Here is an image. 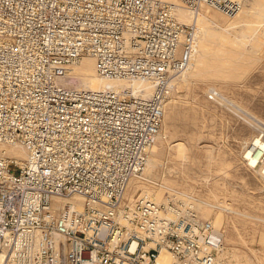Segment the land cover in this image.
I'll return each instance as SVG.
<instances>
[{
  "label": "built area",
  "instance_id": "built-area-1",
  "mask_svg": "<svg viewBox=\"0 0 264 264\" xmlns=\"http://www.w3.org/2000/svg\"><path fill=\"white\" fill-rule=\"evenodd\" d=\"M175 5L229 16L241 2L0 0V142L24 150L0 154V264H163L160 250L169 264H228L188 194L124 195L194 52L196 25ZM83 55L135 88L68 84Z\"/></svg>",
  "mask_w": 264,
  "mask_h": 264
},
{
  "label": "rangeland",
  "instance_id": "rangeland-1",
  "mask_svg": "<svg viewBox=\"0 0 264 264\" xmlns=\"http://www.w3.org/2000/svg\"><path fill=\"white\" fill-rule=\"evenodd\" d=\"M240 1L230 17L207 6L191 14L194 52L173 79L149 170L161 198L188 194L218 228V256L228 264H264V183L242 157L255 135L264 139V0ZM79 81L66 79L75 87Z\"/></svg>",
  "mask_w": 264,
  "mask_h": 264
},
{
  "label": "bare ground",
  "instance_id": "bare-ground-1",
  "mask_svg": "<svg viewBox=\"0 0 264 264\" xmlns=\"http://www.w3.org/2000/svg\"><path fill=\"white\" fill-rule=\"evenodd\" d=\"M168 1L176 2V0H168ZM175 6H176L175 12H176L177 18H178V14H179L178 11H179L180 12V20L185 21V22H188L189 20L195 22V18H193V16H192V18H193L192 19L191 14H196V16H197L198 12L197 13H194V12L190 13V11H186L187 9L184 10L179 5H175ZM241 7H240V9H241ZM240 9L236 13H238L240 11ZM206 11H207V9L205 8L203 10V13L198 17V18H200L199 23L203 22L202 20L205 18ZM236 13L229 15L228 17L233 16ZM178 20H179V18H178ZM87 56L90 58L83 59L81 61V63L78 66H76V68H74V69H67V68H65L66 65L64 66V71L68 77L74 76L80 80L79 81L80 86L78 85V87L97 89L99 87H103V86L107 85V86H113V87H120V86L121 87L122 86H128L129 87V86H131V88H133V89L135 88L136 85H134V84L131 85L130 83L120 81V80H109V79L107 80V79H103L102 77L98 76L94 70L93 58L89 55H87ZM71 64H73V63H71ZM68 65H70V64H68ZM164 111H165V108L163 109V114H164ZM157 135H158V133H156L155 136H157ZM256 149H258V150L264 149V139H262L260 136H258V134L255 135L251 139L249 145L244 149V151L242 152L243 153L242 157L246 160V162L249 165L257 166L256 168H257L258 172L260 173L262 170L264 171V162L262 160H259L254 155V151ZM0 154L13 156L17 161H20V157L24 156V150L19 145H7V144L0 142ZM155 154H156V149H155L153 141H152V143L150 144V146L148 148V153L146 156L145 164H144L143 169H142V179L131 178L129 180V183H128V185L125 189V192H124V195L126 197H131L133 195V194H131L132 192L135 193L136 191L141 190L144 193L150 194L149 196L153 199L157 200V199L161 198V196H160L161 194L159 192L160 188H158V184L153 181V177L151 176V173L149 170V166L152 165L153 157ZM151 194H153V195H151ZM74 199L77 200V206H80L81 205L80 204V197L75 196ZM220 221H221V216L218 212H216L215 224H217ZM157 260L163 264H169L171 262L170 255L165 250L159 251L158 256H157Z\"/></svg>",
  "mask_w": 264,
  "mask_h": 264
}]
</instances>
